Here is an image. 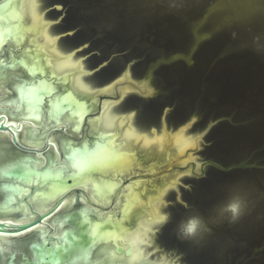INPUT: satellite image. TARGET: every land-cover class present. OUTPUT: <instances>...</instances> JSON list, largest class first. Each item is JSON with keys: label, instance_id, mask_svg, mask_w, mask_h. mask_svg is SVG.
<instances>
[{"label": "rangeland", "instance_id": "374dc122", "mask_svg": "<svg viewBox=\"0 0 264 264\" xmlns=\"http://www.w3.org/2000/svg\"><path fill=\"white\" fill-rule=\"evenodd\" d=\"M55 1L63 9L46 6L52 32L71 33L59 43L85 46L74 59L85 57L88 69L104 63L89 79L109 82L129 69L131 82L147 83L149 97L126 100L128 110L144 113L146 119L135 120L138 130L160 125L165 108L171 127L194 119L185 126L186 137L218 122L194 147L203 167L184 180L186 189L178 186L180 203L171 194L178 189L165 197L174 225L164 229L158 245L150 248L145 240V254L169 264L175 260L172 250L177 264H264V0ZM86 123L75 135L70 129L52 135L81 143L90 129ZM17 144L10 142L11 149L27 155L28 148ZM72 196V205L59 215L76 208L77 193ZM31 235L36 232L13 237L9 245L22 251L20 243Z\"/></svg>", "mask_w": 264, "mask_h": 264}, {"label": "water", "instance_id": "95a60500", "mask_svg": "<svg viewBox=\"0 0 264 264\" xmlns=\"http://www.w3.org/2000/svg\"><path fill=\"white\" fill-rule=\"evenodd\" d=\"M22 2L23 0H7L0 3V48L1 45H5L11 58V61H0V74L8 70H26L25 75L31 77V81L19 79L21 86L18 89L19 104L28 102V116L36 114V108L43 107L44 100L46 106L47 100H51V109L47 110L49 124L42 126L38 136H46L47 131H52L50 126L55 122H57L55 127L59 128L61 114L70 118L77 117L83 126L86 122L87 125L88 123L90 125V122H99V124L93 127L90 133L87 131V143H82L80 147L71 146L72 139L67 143L71 169H55L53 152L50 153L44 168L33 166L38 155L23 156L12 150L10 142L19 148L17 137L12 133L11 128L0 123V131H8L10 139L0 150V218L32 216L21 224L0 222V235L16 236L32 231L43 224L44 219L53 216L66 198L65 194L60 196L45 212L44 218L35 223L42 213L37 212L36 208L26 200L30 194H37L41 207L49 204L51 198L64 191L80 192L78 197L81 200V197H84L82 202L85 204L57 217V222H65L64 225L67 226L59 232L61 234L57 245L51 240L40 241L39 235H31V240H26L20 247L32 248L34 257L30 259L23 256L20 264H92L95 239L116 234L112 240L115 244V239H122L132 217L141 216L142 210L150 208V202H156L158 194H164V188L173 185V179L180 177L182 180L178 186L184 189V180L199 175L203 167L202 163L198 162L197 150L192 149H189L182 158L183 150L167 155V146L165 152L118 153L114 139L120 132H101L99 117L103 108L109 104L117 106L116 110L121 115L120 118L125 120L133 114L136 130L144 131L148 135L160 133L164 129L171 136L182 132L186 125L190 127L194 119L184 125L171 127L167 121V112L170 108H165L160 115V125L152 124L143 130H138V125L135 124L137 119L146 118L144 115L140 117L137 111L128 110L131 106L126 100L131 96L149 97L151 90L148 89L147 83L136 81L132 84L135 88L133 87L131 92L126 90V87L123 88L126 86L124 85L127 81L126 75L132 76L129 69L109 82H105L106 79L103 78L87 79L96 91L94 94L91 93V98L76 103L77 97L71 89L74 73H52L49 68L50 55H44L37 42L43 24L30 26V20L20 15ZM44 4L47 8L50 2L46 0L42 2V5ZM50 8L61 11L63 6L57 4ZM56 36L61 40L71 36V33ZM58 46L60 49H66L64 50L66 53L77 55L85 49V46L66 48L65 44L60 43ZM103 67L104 63L92 70L88 69L90 67L86 68L91 76L97 74ZM101 82L105 83L101 84ZM32 88L37 106H33L31 101H24V91ZM112 88L113 90H110ZM122 90L128 92L127 94L130 93L123 101ZM124 102L126 105H122ZM215 124L207 126L197 135H191L195 140H199V147L204 135ZM147 125L150 124L145 123L144 127ZM188 158H193L194 161L187 167L183 166ZM89 185L93 189V196L102 199V203L91 201L88 193H84L83 187ZM176 192L173 193V200L174 203L179 204L181 195L178 191L176 196ZM23 194L25 196L22 201L25 205L19 206V196ZM120 195L124 198V202L119 208H114V215L105 219L96 218V211L104 213L109 209L112 212L111 205ZM98 205L109 207L104 209ZM114 246L116 252L121 253V247ZM99 250H95L94 254ZM8 264L14 263L9 260Z\"/></svg>", "mask_w": 264, "mask_h": 264}, {"label": "bare ground", "instance_id": "6f19581e", "mask_svg": "<svg viewBox=\"0 0 264 264\" xmlns=\"http://www.w3.org/2000/svg\"><path fill=\"white\" fill-rule=\"evenodd\" d=\"M6 2V1H5ZM46 10H42L41 4L39 5V0H23L20 15L24 18L30 20V26H36L43 24L41 32L38 36L37 42L41 47V50L44 52V55H50L49 57V68L52 73H74L73 82H72V91L76 95V103L81 102L91 98V93L94 94L95 88L90 86L87 79H89L88 70L85 66V57L75 60L77 54H70L69 52L64 53L63 48L60 49L58 46L60 39L52 32V21L47 20ZM47 17V18H46ZM2 59V60H1ZM0 61L7 62L11 61L10 56L5 45H1L0 48ZM86 70V72H85ZM14 74H8L9 72L3 73L4 76H0V123L11 128L12 133L17 137V142L20 144H26L23 146H28L35 151H28L26 156L38 155L33 166L36 167H46L47 161L49 159L50 153L53 152V166L55 169H71L67 143L61 139L59 136H53L52 133L55 131L68 132L69 128H73L71 134L75 135L79 129L83 128L82 123L77 117H68L64 114H61L59 128L55 127L57 122L50 126L52 131H47V136H42L45 139L47 144L45 147V152H41L40 148L42 147V137L38 136L42 126L49 124V118L47 110L51 109V100H47V106L44 105L41 108H36V114L28 116V102L24 104H19V92L18 89L19 79L23 78L25 81H31V77L25 75L24 71L26 70H12ZM31 72V71H30ZM7 75H9L7 77ZM22 75V77H18ZM10 81V92H13L11 98L6 95L7 90H9L8 81ZM126 80L124 85L125 89L131 92L130 90L135 87L132 85L135 84L134 81L131 82V77L129 74L126 75ZM129 80V81H128ZM111 81V80H110ZM134 87V88H133ZM12 89V90H11ZM110 90H113L110 89ZM109 91V90H108ZM107 91V92H108ZM128 93V92H127ZM121 91L122 101L128 96ZM7 96V97H6ZM24 101H31L33 106H37L34 88L24 91ZM117 106L112 104L107 105L103 108L102 114H100V127L101 132H120L117 137L114 139L118 153H127V152H137V151H159L163 152L165 146H167V151L169 154L183 150L181 158L185 157V154L189 149L194 150L199 148V140H195L193 136L186 137L184 131L178 132L169 136L167 132L163 129L160 133L148 135L144 131H137L133 123L134 115L132 114L128 120L121 119L120 114L117 112ZM48 118V122L45 120ZM47 122V123H46ZM99 122H90V130L98 125ZM188 129V128H187ZM90 130L88 131L90 133ZM54 134V133H53ZM64 135V134H63ZM53 136V137H51ZM9 138L8 131H0V141L4 144L3 141ZM87 138L83 139V142H74L72 141L71 146L80 147L82 143H87ZM4 145H0L2 149ZM171 149V151H169ZM50 150V151H49ZM48 152V153H47ZM65 155V157H63ZM193 158H188L187 162L182 164L183 166H188L192 163ZM189 174V173H188ZM180 177L173 179V185L164 188V194H158L156 202H150V208L142 210L141 216H133L122 239H115V244L112 243V240L116 234L105 236L102 238L95 239V245L92 255V264H169L164 263V260H151V257L145 254L144 248L146 242L151 243L150 248L154 245V238L157 236V228L154 224L162 214L165 213L166 201L165 197L168 196L171 190H177L179 187ZM84 193H88L91 201L102 203V199L93 196V189L91 185L83 187ZM179 191V189H178ZM74 191L68 192L64 191L61 194L50 199L49 204L41 206L38 200L37 194H30L29 198L26 199L29 201L33 208H36L37 212L45 213L48 208L62 195L65 194V199L62 202L59 209L53 215V217H47L44 219L43 224L37 226L32 231L27 233L16 235V236H5L0 235V255L5 260L6 252L12 242H15L13 237L20 238L23 235H27L32 232H36V235H39V240L44 242L52 241L53 244L57 245L60 234L59 233L64 227L65 222H57V217L64 210H68L72 202H74V196L69 197ZM173 194V193H171ZM178 194H176L177 196ZM25 194L19 196V206L25 205L23 203V198ZM84 201V197H81ZM81 201V200H80ZM78 202V201H77ZM124 202V198L121 195L112 203V212L108 209L106 212L101 213L96 211V218L105 219L114 215V208H119L120 204ZM83 203V202H81ZM80 203V204H81ZM94 203V202H92ZM101 206V205H98ZM102 208H107L109 206H101ZM27 210V207H26ZM28 212V210H27ZM67 211L66 213H68ZM29 214V213H28ZM32 216L29 217H20V219L12 218H2L0 222L3 223H24L28 221ZM18 218V217H15ZM53 219V220H52ZM52 220V221H51ZM49 224V225H48ZM53 228V229H51ZM156 234V235H155ZM54 239H52V237ZM48 237V239H46ZM31 240V238H30ZM17 241V239H16ZM17 244V242H16ZM19 244V243H18ZM118 245L121 247V253H117L115 246ZM100 249L97 254H94L95 250ZM146 250V249H145ZM128 252L127 254L125 252ZM148 251V250H147ZM154 254V253H153ZM156 258V257H155ZM154 258V259H155ZM167 259V257H165ZM170 261H172L170 259ZM169 261V262H170ZM168 262V261H167ZM3 264V263H2ZM174 264V261L172 262Z\"/></svg>", "mask_w": 264, "mask_h": 264}, {"label": "flooded vegetation", "instance_id": "af4514ba", "mask_svg": "<svg viewBox=\"0 0 264 264\" xmlns=\"http://www.w3.org/2000/svg\"><path fill=\"white\" fill-rule=\"evenodd\" d=\"M5 1H7V0H0V3H4ZM42 2L44 3V0L42 1H40L39 0V5L41 4V8H42V10H44V9H47V8H45L44 7V5H43V7H42ZM50 2H52L51 3V5H57V3H56V1L55 0H50ZM52 7V6H51ZM50 9H52V8H50ZM53 10H55V9H53ZM52 10V11H53ZM48 11V10H47ZM57 11V10H56ZM58 12V11H57ZM11 88V87H10ZM12 90V89H11ZM141 115H144V113L142 114L141 113ZM70 129V128H69ZM90 130V129H89ZM88 130V131H89ZM70 131L71 132H73L74 130H73V128H71L70 129ZM76 132V131H75ZM23 146V145H22ZM24 147H26V146H24ZM27 148H28V150H33L32 148H30V147H28L27 146ZM36 151V150H35ZM41 152H45V149L44 150H40ZM28 152V151H27ZM30 152H32V151H30ZM48 153V152H47ZM49 153H51V152H49ZM77 193V205H76V208H79L80 206H82L83 204H85L84 202L83 203H81L82 202V200L78 197V195L80 194V192H76ZM73 194V193H72ZM72 194L69 196V197H71L72 196ZM75 198V197H74ZM81 200V201H80ZM81 203V204H80ZM53 217V216H52ZM51 217V218H52ZM53 220V219H52ZM51 220V221H52ZM49 225V224H48ZM67 226L66 225H64V228H66ZM63 228V229H64ZM22 243H20V245H21ZM19 245V246H20ZM20 248H22V247H20ZM6 251H9V252H6V258H5V260H4V258H2V256L0 255V258H1V261H0V264H8V261L9 260H12V262L14 263V264H20L22 261H21V259H22V257L23 256H27V257H29L30 259H32L33 257H34V252H33V250H32V248H29V246H27L26 248H22V251L19 249V248H16V247H11V248H9L8 250H6ZM12 257H13V259H12ZM15 257V258H14Z\"/></svg>", "mask_w": 264, "mask_h": 264}, {"label": "snow or ice", "instance_id": "6c2138e0", "mask_svg": "<svg viewBox=\"0 0 264 264\" xmlns=\"http://www.w3.org/2000/svg\"><path fill=\"white\" fill-rule=\"evenodd\" d=\"M87 75H90L91 73H86ZM98 166V165H93ZM55 208V207H54ZM52 211V209L50 210ZM46 214L42 213L40 215V218L35 223L39 222V219H43ZM175 220L171 218L169 215H161V217L154 222L156 228H157V236L154 238V243L158 245L159 236L163 234V231L165 228L169 227L170 225H174ZM196 227V224H193L187 228V233H192ZM172 255L175 257L174 264H177L178 256L174 250H172Z\"/></svg>", "mask_w": 264, "mask_h": 264}]
</instances>
